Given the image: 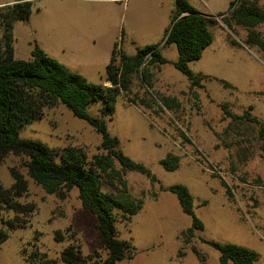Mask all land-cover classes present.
Instances as JSON below:
<instances>
[{
    "label": "rangeland",
    "instance_id": "1",
    "mask_svg": "<svg viewBox=\"0 0 264 264\" xmlns=\"http://www.w3.org/2000/svg\"><path fill=\"white\" fill-rule=\"evenodd\" d=\"M16 1L0 0V5ZM33 1L31 17L15 23L16 57L30 59L38 44L73 71L109 86L107 65L115 43L133 54L139 46L160 42L176 0ZM189 1L218 20L211 28L213 42L190 63L195 74L205 76L202 85L192 86L174 65L179 51L173 43L162 47L167 63L153 68L154 89L136 77L133 92L116 97L113 116L103 112L104 101L88 108L106 119L109 131L120 139V149L158 178L153 182L134 170L126 174L132 194L145 202L130 221H116L118 238L134 245L133 257L118 264H221L220 251L202 237L253 248L260 254L255 264H264V153L254 125L234 124L223 107L228 104L237 114L251 111L264 121V52L243 42L244 28L236 34L224 23L223 13L232 0ZM260 4L264 7V0ZM258 30L264 37V23ZM162 96L179 106H165ZM143 99L153 106L147 107ZM21 137L53 149L81 145L90 156L101 151V133L61 103L45 107L42 118L21 129ZM169 153L180 157L177 169L162 164ZM22 161L12 153L3 160L0 179L5 186L14 182L12 167L24 171ZM27 177L28 191L20 201L35 203V211L27 225L12 230L0 246V264H32V256L59 259L71 244L79 245L84 255L99 252L105 257L98 216L83 207L78 189L62 198ZM175 184L189 187L195 212L204 222V230L190 242L183 232L192 226V216L184 212L176 193L161 189ZM105 189L117 191L109 184ZM14 215L0 208V225L2 218Z\"/></svg>",
    "mask_w": 264,
    "mask_h": 264
},
{
    "label": "trees",
    "instance_id": "2",
    "mask_svg": "<svg viewBox=\"0 0 264 264\" xmlns=\"http://www.w3.org/2000/svg\"><path fill=\"white\" fill-rule=\"evenodd\" d=\"M33 0H20L0 5V165L9 154L22 158V169L11 168L14 182L5 186L0 179V208L14 212V217L2 218L0 246L9 238L10 232L25 227L35 211V203H23L29 187V176L50 194L65 198L78 189V197L85 209L98 216V228L107 251L84 255L81 247L71 244L60 252L59 259L32 256V264H118L120 260L133 257L134 245L117 235L116 221H130L144 205V198L132 194L126 174L129 170L146 174L153 182L157 176L143 162L133 159L120 149V139L113 135L104 118L90 113L89 106L104 101L103 112L113 116L115 100L121 93L133 92L134 78L139 77L143 86L154 89V67H161L168 59L162 47L175 43L179 57L174 65L182 71L192 86H201L205 76L195 74L190 63L200 59L207 46L214 40L212 26L218 24L214 15L196 9L189 0H176L170 25L160 42L137 47L133 54L125 52L116 42L111 60L107 65L111 85L94 83L82 73L73 71L59 59L51 56L38 44L28 60L16 57L14 27L17 21L27 20L33 13ZM224 23L238 34L244 28L243 42L264 52V37L258 26L264 23V7L260 0H232L230 9L223 13ZM234 44L239 43L232 39ZM142 99V98H141ZM169 108L178 105L176 100L162 96ZM66 105L75 116L88 120L102 135L100 152L90 156L84 146L67 145L51 148L45 143L24 139L21 129L29 122L42 118L43 110L55 104ZM147 107L153 104L146 99ZM143 104V105H144ZM233 123L239 121L254 125L260 149L264 153V121L251 111L234 113L223 105ZM165 168L177 169L178 155L169 153L161 160ZM119 163L120 167L116 164ZM109 184L117 191L105 189ZM177 194L181 206L193 218V224L183 234L190 242L204 230V222L195 212L194 196L186 185L161 186ZM158 193H154L157 197ZM63 236L59 234L57 238ZM202 241L220 251L221 264H255L260 257L257 250L236 243H221L202 237ZM197 254L199 250L194 248Z\"/></svg>",
    "mask_w": 264,
    "mask_h": 264
},
{
    "label": "crops",
    "instance_id": "3",
    "mask_svg": "<svg viewBox=\"0 0 264 264\" xmlns=\"http://www.w3.org/2000/svg\"><path fill=\"white\" fill-rule=\"evenodd\" d=\"M174 9V8H173ZM172 12H173V10H172ZM202 12V11H201ZM203 13H205V14H209V13H206V12H203ZM171 16H172V14H171ZM113 51V50H112ZM112 54V53H111ZM109 64V63H108Z\"/></svg>",
    "mask_w": 264,
    "mask_h": 264
}]
</instances>
